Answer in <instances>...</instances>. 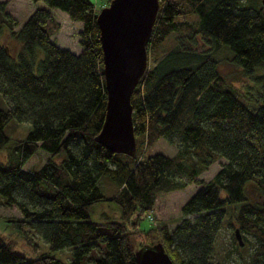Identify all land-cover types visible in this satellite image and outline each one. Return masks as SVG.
<instances>
[{
    "label": "trees",
    "instance_id": "16d2710c",
    "mask_svg": "<svg viewBox=\"0 0 264 264\" xmlns=\"http://www.w3.org/2000/svg\"><path fill=\"white\" fill-rule=\"evenodd\" d=\"M42 1L15 27L18 21L0 0V149L11 139L0 157V203L18 208L9 220L27 242L34 243L35 233L50 249L69 247L71 254L68 262L52 252L27 258L0 235V264H137L135 249L155 241L174 264H223L213 259L214 241L230 215L242 242L252 247L245 264H264L261 0H159L147 64L130 95L136 141L131 155L95 139L106 90L93 1ZM52 7L81 22L80 51L50 37L59 27ZM4 31L19 44L15 54L2 39ZM172 34L178 40L159 50ZM224 59L247 77L242 87L221 71ZM13 117L30 122L24 136L5 132ZM160 137L176 151L144 155V147ZM39 149L46 153L41 164L24 166ZM221 156L225 161L212 176H198ZM188 180L198 186L181 203L183 216L173 227L160 222L138 228L142 213L156 208L163 192ZM102 201H111L118 215L93 218Z\"/></svg>",
    "mask_w": 264,
    "mask_h": 264
},
{
    "label": "rangeland",
    "instance_id": "374dc122",
    "mask_svg": "<svg viewBox=\"0 0 264 264\" xmlns=\"http://www.w3.org/2000/svg\"><path fill=\"white\" fill-rule=\"evenodd\" d=\"M92 1L97 10H99L101 6L108 3H104V0ZM39 5H44V2L42 0H6V10L18 21L15 24V27H18L25 17ZM51 11L59 21V27L50 36L52 40L60 46L70 48L74 52L80 51L82 47L78 42V30L81 27V22L72 20L68 16L67 12L60 8L52 7ZM181 37H183L182 40L185 44H189L190 41L185 35ZM2 39L10 46L12 52L15 54L17 48L19 47L18 42L12 38L7 31L3 32ZM195 39L196 45H194L196 47L203 45V39L199 34L195 36ZM177 40L178 39L173 34L168 36L163 40L159 50L164 49L165 51L169 49ZM220 69L231 81H233L235 85L239 87H242V84L247 80V77L242 74L241 69L230 61L225 59L222 60L220 63ZM29 128L30 122L28 120H17L13 117L6 123L5 132L11 137H21L26 134ZM10 140L6 143V145L10 143ZM5 146L0 149L1 158L6 155L7 148ZM156 151H161L165 154H173L176 151V145L168 142L164 137H160L152 144L144 147V155ZM45 156L46 153L39 149L24 162V166L29 168L37 167L44 160ZM223 161H225V158L222 156L215 159L205 169L199 172L198 176L204 179L209 178ZM182 176L183 178L188 179L185 175ZM103 183L105 184V190H107V183ZM197 186L198 185L195 181L188 180L181 188L171 190L170 192H163L156 202V208L153 207L152 210L149 211L152 217H150L148 213H142L144 216L139 218L138 228L145 230L153 224L158 225L160 222H164L168 227H173L174 224H176L183 216V213L180 210L181 203L189 197ZM170 194L175 195L176 197H173ZM101 213L110 216L118 215L117 209L111 201H102L94 205L93 215L91 216L93 218H102L103 214ZM17 215H19V210L15 205L0 203V235H3L5 239L9 240L15 250L24 254L27 258L35 257L41 252H52L54 255L61 257L66 262L70 260L71 251L69 247L50 249L48 243L41 235L31 233L34 243H31L32 240L30 243L27 242L21 229L15 227L9 220L10 217H15ZM188 215H192V213H189ZM236 226L237 223L235 219L230 215L228 222L220 227L214 241V260L219 257L221 258L223 264L246 263V259H248L252 247L245 241L242 242V245L237 243L238 239L232 234L233 229ZM138 228L137 226L135 228L136 236L137 238L143 240V233ZM240 237L242 239V235Z\"/></svg>",
    "mask_w": 264,
    "mask_h": 264
},
{
    "label": "water",
    "instance_id": "95a60500",
    "mask_svg": "<svg viewBox=\"0 0 264 264\" xmlns=\"http://www.w3.org/2000/svg\"><path fill=\"white\" fill-rule=\"evenodd\" d=\"M158 6L159 0H109L96 12L106 103L95 139L111 151L131 155L136 149L130 95L147 64L146 43ZM234 234L241 243L237 227ZM135 258L137 264H174L160 241L138 246Z\"/></svg>",
    "mask_w": 264,
    "mask_h": 264
},
{
    "label": "built area",
    "instance_id": "2783aa9c",
    "mask_svg": "<svg viewBox=\"0 0 264 264\" xmlns=\"http://www.w3.org/2000/svg\"><path fill=\"white\" fill-rule=\"evenodd\" d=\"M148 214L150 215V217H152L151 213L148 212Z\"/></svg>",
    "mask_w": 264,
    "mask_h": 264
}]
</instances>
